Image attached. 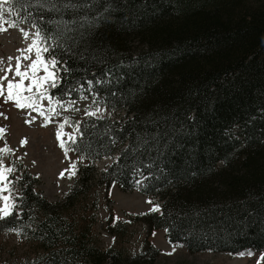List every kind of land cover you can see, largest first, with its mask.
I'll return each instance as SVG.
<instances>
[{
  "label": "trees",
  "instance_id": "obj_1",
  "mask_svg": "<svg viewBox=\"0 0 264 264\" xmlns=\"http://www.w3.org/2000/svg\"><path fill=\"white\" fill-rule=\"evenodd\" d=\"M16 10L43 17L44 30H75L78 43L55 50L63 79L50 94L88 95L109 113L83 120L70 145L83 185L118 153L100 179L157 198L159 211L136 216L149 230L192 253L264 250V0H15ZM21 168L0 232L33 234L44 252L24 264H146L95 246Z\"/></svg>",
  "mask_w": 264,
  "mask_h": 264
},
{
  "label": "rangeland",
  "instance_id": "obj_2",
  "mask_svg": "<svg viewBox=\"0 0 264 264\" xmlns=\"http://www.w3.org/2000/svg\"><path fill=\"white\" fill-rule=\"evenodd\" d=\"M7 6L5 4V8ZM16 13L17 10L13 14L5 12L3 21H0V27L7 29L0 31V84L4 86V95L0 96V128L5 129L3 134H0V149L7 146L13 150L11 153H0V159L5 165L14 166L15 169L21 168V165L18 174L24 169L29 171L35 179L36 191L49 203L57 204L55 209L64 218L73 221L76 227L86 229L92 243L101 249L112 248L121 251L128 258L144 253V256L148 257V260L144 261L146 264H254L264 250H251L255 254L252 257L247 255L249 250L242 251L244 256L239 253L212 251L192 253L181 243L169 242L163 229L149 230L136 216L149 212L157 205V198L141 193L137 187L124 191L118 184L106 185L100 179V174L116 161L115 154L95 162V175L86 185L79 180V167L85 164L81 160L77 162L75 176L69 179L68 173L65 172L61 178L60 173L70 167V161H77L78 157L72 150L65 156L60 142L63 140L65 147L69 149L71 143L64 133L73 132L74 124H80L89 117L104 118L109 113L96 98L88 95H84L87 99L75 101L66 110L58 107L57 111L61 113L59 116L48 112L49 105L47 100H44L41 102L43 111L51 116V120L46 121L40 112L28 107L19 108L16 106V100L6 99L7 80L2 78L7 76L13 82L20 79L15 76V57L22 56L17 49H26L32 40L31 35L25 39L19 28L22 27L30 33L36 31L31 25L18 19ZM14 19L16 27L4 22ZM9 57L13 59L9 61ZM31 57L35 58L34 51ZM28 63L30 61L21 60V70H24ZM9 65L12 66L11 72L7 71ZM43 75L42 71L37 73V76ZM24 83L27 85L30 81L25 80ZM44 87L47 88L48 84ZM97 106L101 111L95 116L85 115L86 110L94 111ZM65 117L68 118L69 124L65 125L61 140H58L56 134L60 131L59 125ZM122 117L123 111L112 115L115 120H121ZM25 140L26 143L22 144L21 141ZM19 177L20 175L10 180L12 183L9 184L12 189L11 199L15 203L20 194L17 187ZM4 195L9 193L5 192ZM148 201L152 203L149 204ZM0 206H3L2 200ZM31 234L25 228L0 232V264H24L41 256L44 250ZM152 248L160 252L154 250L149 253Z\"/></svg>",
  "mask_w": 264,
  "mask_h": 264
},
{
  "label": "snow or ice",
  "instance_id": "obj_3",
  "mask_svg": "<svg viewBox=\"0 0 264 264\" xmlns=\"http://www.w3.org/2000/svg\"><path fill=\"white\" fill-rule=\"evenodd\" d=\"M5 4H7V8H5ZM24 11H27L31 5L22 6ZM37 7H46L44 4H37ZM54 7V6H53ZM51 10V9H49ZM8 12L9 14H13L15 12V0H0V21L4 19V13ZM16 17L20 19L24 23H31L32 27L36 29L34 33H30L24 28H19V31L22 33L25 39L32 36L31 43L28 45L26 49H17L22 53V56L15 57L16 65H15V76L20 79L16 82L8 79L7 76H4L2 79L7 80V97L6 99H14L16 100V106L19 108H32L34 111L40 112L41 115L45 116L46 121L51 120V116L47 115L43 111V104L41 103L44 100L48 102V112L59 116L61 113L57 111V108L66 110L67 107H71L75 101H70L67 104L61 98H56L54 95L50 94L49 89H56L59 87L60 82L63 77L56 71V68L59 64L62 63L61 60L57 59L54 55L56 49H62L63 51H68L73 44H77L78 40L75 35V30L65 25V27L60 30L59 24L57 25V30L53 31L51 29L44 30L43 24L39 21H43V17H39L38 20H33L31 13L27 15L21 16L19 13H16ZM11 27H16V22L14 20L4 21ZM6 28L0 27V31H6ZM67 45V47H65ZM35 52V58L31 57V53ZM48 54L47 56L42 55ZM9 61L13 59V57L8 58ZM21 60L30 61L24 70H21ZM7 71H12V66L9 65ZM42 71L44 73L43 76H37V73ZM64 72H67L68 69L65 67L63 69ZM30 81L29 84L25 85L24 81ZM96 83H103L101 80H96ZM48 84V87L45 88L44 85ZM86 84L88 86V90H92L93 80H87ZM80 88L83 89L84 85L81 84ZM72 90L67 89L65 91V95L70 96ZM27 93V95L25 94ZM4 95V86L0 84V96ZM93 96H99L98 92L93 93ZM80 99H87L86 96L81 95ZM79 111V109H76ZM101 111V108L97 106L94 111H85V115L95 116L98 112ZM69 124V120L67 117L64 118L63 122L60 123L59 129L57 131V139L61 140L62 130L65 125ZM5 129L0 128V134H3ZM67 136L68 141L75 145L77 143V135L81 138L83 137V132L80 130L79 123L73 125V132L64 133ZM22 144L26 143L25 141H21ZM60 147L64 149L65 156H67L69 150L78 151V149L73 148L69 149L65 147V142L61 140ZM13 150L8 148L7 146L3 149H0V153L8 152L11 153ZM84 157L78 156L77 161H70V167L65 169L60 173L61 178L64 177L65 172L68 173V178L71 179L76 175L77 162L82 160ZM16 171L14 166L5 165L4 161L0 159V200L3 201V206H0V220L9 217L13 213V209L17 207L15 201L11 199V191L12 189L9 187V184L12 183L8 179L9 175ZM7 192L9 195H4ZM151 204V201H148ZM150 211H159V205L153 206ZM10 231H16L15 229H10ZM240 256H244L245 253H239ZM247 255L252 257L255 255L251 250L247 251ZM254 264H264V252H261L258 258L255 260Z\"/></svg>",
  "mask_w": 264,
  "mask_h": 264
}]
</instances>
